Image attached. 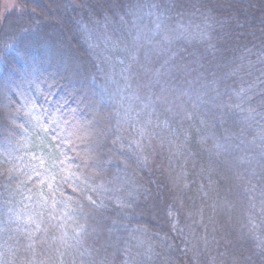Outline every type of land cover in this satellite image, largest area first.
<instances>
[{
	"label": "trees",
	"instance_id": "trees-1",
	"mask_svg": "<svg viewBox=\"0 0 264 264\" xmlns=\"http://www.w3.org/2000/svg\"><path fill=\"white\" fill-rule=\"evenodd\" d=\"M19 1L0 264H264V0Z\"/></svg>",
	"mask_w": 264,
	"mask_h": 264
},
{
	"label": "rangeland",
	"instance_id": "rangeland-1",
	"mask_svg": "<svg viewBox=\"0 0 264 264\" xmlns=\"http://www.w3.org/2000/svg\"><path fill=\"white\" fill-rule=\"evenodd\" d=\"M1 17H3L4 15H6L7 13H10V12H13V11H17V12H20L21 9V5H20V1L19 0H1ZM72 91H74V87L71 86L70 88ZM69 94L72 93V92H68ZM85 125V124H84ZM87 126L89 125L92 126L93 124L92 123H89V124H86ZM85 125V126H86ZM98 135V141L97 139L94 141L90 140V138H82L81 142L83 144H85L88 148H89V151L94 154L95 151L98 150V148H100V146L103 145V140L100 139V134H97ZM103 150V149H102ZM98 152V151H97ZM101 152V150H99V153ZM105 152L103 151V154ZM95 156V154L93 155ZM88 160H89V157H88ZM100 165V169L102 171V167H101V164ZM159 204V203H158ZM147 207V206H146ZM158 209H160V207H158L157 205L153 208L154 211H158ZM146 210V209H145ZM150 212V210H149ZM99 223H101V219L98 220Z\"/></svg>",
	"mask_w": 264,
	"mask_h": 264
},
{
	"label": "snow or ice",
	"instance_id": "snow-or-ice-1",
	"mask_svg": "<svg viewBox=\"0 0 264 264\" xmlns=\"http://www.w3.org/2000/svg\"><path fill=\"white\" fill-rule=\"evenodd\" d=\"M93 204H95V201H92Z\"/></svg>",
	"mask_w": 264,
	"mask_h": 264
}]
</instances>
